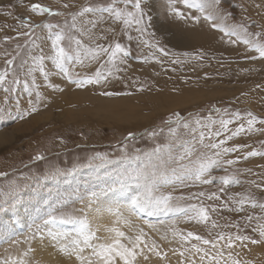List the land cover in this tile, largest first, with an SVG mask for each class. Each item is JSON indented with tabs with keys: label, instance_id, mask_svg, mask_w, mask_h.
Wrapping results in <instances>:
<instances>
[{
	"label": "rangeland",
	"instance_id": "374dc122",
	"mask_svg": "<svg viewBox=\"0 0 264 264\" xmlns=\"http://www.w3.org/2000/svg\"><path fill=\"white\" fill-rule=\"evenodd\" d=\"M153 1L141 0L140 25H136L135 18L125 25L123 20L105 14L104 21L92 29L91 39L72 32L85 48H96L105 34L102 39L107 47L119 42L129 55L120 54L113 65L108 63L107 54L92 60L81 50L79 62H88L92 70L78 72L75 44L64 40L62 45L73 53V60L64 64L68 68L65 75L51 59L54 52L44 25H57L53 31L70 32L73 14L87 6H107L113 0H0V72H8L0 85V264H58L63 259L66 262L67 256L74 264H81L71 252L72 241L83 239L78 236L80 225L67 224L68 229L59 224L45 225L50 212L84 221L87 230L97 237L91 241L93 244L112 242L114 230L125 234L121 242L129 247L130 241L142 236L135 264H216L208 257L221 252L220 264H232L233 260L264 264V209L252 206L264 204V155H247L252 151L264 153V58L243 42L245 33L239 27L253 34L250 39L262 33L259 42L264 44V0H220L219 4L202 0L207 5L206 14L214 17L212 21L183 0H161L170 17L160 21L176 28L177 17L183 27L181 31L174 28L168 40L154 24L149 6ZM134 2L115 0L114 6L135 13ZM32 4L62 15L37 14L31 11ZM193 11L194 16L183 15ZM196 17L200 19L197 41L189 46L185 30L188 22L197 21ZM78 19L95 16L87 14ZM213 24L220 27L214 28ZM233 29L238 35L226 34ZM212 36L225 46L209 43ZM151 46H156L164 57L150 59ZM40 55L45 57L47 79L32 59ZM8 60L13 61L12 65L6 63ZM98 64L103 65L104 69L99 70L107 79L78 86L77 82L95 76ZM30 68L35 69L31 75ZM249 113L256 117L252 131L247 130ZM176 114L181 117L179 124ZM197 119L221 133L209 138L208 130L201 127L198 131H205V144L225 142L220 149L196 143L193 163H183L195 169L198 158L200 162L212 158L218 164L199 180L188 175L182 181L171 176L170 169L177 165L169 164L170 183L162 185L157 193L172 197V209L188 211L147 207L138 211L142 218L135 215L129 199L140 189L133 181L121 189L118 181L167 159L166 146L170 145L172 155H177L179 142L192 139L182 125L194 127ZM221 120L232 121L227 131L221 127ZM240 125L245 131L227 139ZM152 132L156 135H150ZM223 148L238 150L224 153ZM217 152L221 153L219 157L215 156ZM228 160L234 163L228 164ZM225 179L229 183H224ZM93 192L98 195L93 197ZM193 205L197 210L206 209L209 219L199 220ZM112 215L120 221L118 225H114ZM19 226L24 232L17 231ZM237 235L249 240L237 241ZM153 245L160 256L149 251ZM64 246L69 251H64ZM54 250L62 252L61 261L54 259L58 255ZM90 252L86 248L83 255Z\"/></svg>",
	"mask_w": 264,
	"mask_h": 264
},
{
	"label": "snow or ice",
	"instance_id": "6c2138e0",
	"mask_svg": "<svg viewBox=\"0 0 264 264\" xmlns=\"http://www.w3.org/2000/svg\"><path fill=\"white\" fill-rule=\"evenodd\" d=\"M124 2L131 3V0H124ZM215 4H219L220 0H213ZM183 3L188 7H195L197 8L202 14H204V19L212 21L214 17H212L210 14H206V4L202 2V0H183ZM115 0H113L112 4H109L107 6L100 5V6H87L83 7L79 12L72 15V23L70 26V32H65L63 29L60 31H53V29L57 28V25L52 24H45L44 27L48 29V36L47 39L51 41V47L53 49L54 55L51 57V59L54 60L56 67L61 69V71L64 72L65 75H68V68L64 66L65 62L72 61L73 60V53L66 49L62 42L64 40H68L70 44H75V58L79 60L80 52L81 50H84L88 53L90 58L92 60H97L100 58L102 54H107L108 56V63L115 64L118 56L120 54H123L124 57H127L129 55V52L119 43L116 42L113 45H109L108 47L103 46H97L96 48H85L82 40L78 38L77 36L73 35L72 32L79 33V36L83 37L85 35H88V37L91 39L92 36V29L96 28L98 23L103 22L105 19V14L109 18H114L116 21L123 20V23L125 25L131 23L130 18H135L136 25H140L142 23V14H141V0H135L133 7L135 9V13L133 12H126L122 11L121 9L114 6ZM65 7H68V5H65ZM31 11L35 12L37 14H44L47 13L49 15L59 16L62 15V13L58 11H53L51 8L43 6L41 4H32L31 5ZM87 14H92L95 16V19H78L85 17ZM177 15H182V13L177 12ZM195 19L199 20V17H196ZM79 25V27H78ZM87 25H91V28L86 27ZM25 27H30V25L27 24V22H24ZM214 28L220 27L217 24H213ZM241 30L245 33L244 43L247 45H250L252 48H254L261 58H264V44H261L259 42V37L262 35V33L257 32L254 34V39H250V36H253V34H250L247 32V29L244 28L242 25L239 26ZM138 31H143L142 28H138ZM221 31H225V29L220 28ZM227 35H238L235 30H229ZM25 35H28V33H25ZM239 38V36H238ZM33 44H35V41H33ZM39 47V45H36ZM160 51L163 52V49H160ZM167 55V53H165ZM33 62L37 66H39V71L44 75V78L47 79V72H45L43 68V62L45 60V57L43 55L33 57ZM8 65H12L13 61L8 60L6 62ZM24 63H27L25 61ZM23 66V65H22ZM103 67V65H101ZM34 68L29 69V75H31L32 71H34ZM8 75L7 71L0 72V85H2L6 77ZM108 75H111V72L108 73ZM107 79V77L98 69L96 71V74L94 77L88 78L86 80L78 82V86H82L85 83H100L102 80ZM14 83H18V81H13ZM33 85H35V79L33 78L32 81ZM27 82H25V85ZM5 91H9V89H5ZM37 97L39 98V93H36ZM35 108H32V111H35ZM251 119L248 120V131H252V127L254 123L256 122V117L252 116L251 113L248 114ZM238 116V114H237ZM169 121L171 122V118H169ZM181 121V117L176 114V122L179 124ZM195 126H190L188 123H184L182 126L184 129L188 130V134L192 137L191 141H180L179 142V153L177 155H172L171 153V146H166L168 148V156L167 159H160V162L158 164H153L151 166L150 170H141L136 172L133 175L126 176L124 179H121L118 181L120 188L125 189L128 187V181H133L136 185L137 189H140V191H137L135 194L130 196L129 199V205L131 210H139L144 211L147 207H153V208H163L165 211H181V212H187V209H172L170 207V201L172 197L170 195H157L159 192V189L162 185L170 183V176H169V164H175L177 167L171 168V176L175 177L177 180H183L185 176L188 175H195V178L199 180L203 174L208 171L212 165L218 164L217 159L208 158L206 162H200L198 158V164L199 166L195 169L190 168L188 165H185L183 161L188 160L189 164H192L191 157L196 151L195 144L198 143L203 147H210L212 149H220L221 144H223L225 141H221L220 143H210L205 144V137L206 133L205 131H198L201 127L206 128L207 135L210 138L211 136H219L221 133L220 131L213 132L211 130V125H201V122L199 119H197L195 122ZM232 123L231 120H221L220 124L221 127L227 131L228 125ZM245 128L243 125H240L232 134L231 136L227 137V139H231L233 136L239 135L241 132H244ZM198 133V135H197ZM150 135L155 136L156 133L152 132ZM175 135V133H174ZM237 148H223L221 151L224 153H230L237 151ZM160 148L156 149V152H159ZM220 152L215 153V156L219 157ZM248 156H257V155H264V153L252 151L247 154ZM247 158V157H245ZM36 159H42V157L37 156ZM228 164H233L234 161L228 160ZM205 183H209L210 181L205 180ZM224 183H229L227 179L224 180ZM256 187H261L260 185H256ZM115 189H109V191H114ZM93 197L97 196L98 194L93 192L91 193ZM203 195V194H201ZM241 204L244 203L243 200L240 201ZM253 207L259 206L261 209H264V204L256 205L253 203ZM192 210L196 212L197 217L201 221H207L209 219L208 212L204 208L196 209V206H192ZM152 213L149 212V215ZM251 219V217H249ZM45 225H56V224H70V225H77L79 224V231L78 236L82 237L83 239H76L72 241L73 247L71 248V252L75 254L76 259L81 262V264H119V262H122V264H135V261L137 259V249L140 247V243L142 242V236H137L134 241H130L131 247L127 246L126 244L121 242V238L125 236V234L121 231L114 230L115 231V237L113 238L112 242L110 243H99V244H93L91 241L94 239H97L95 233L90 232L87 230L88 226L87 224L82 221L78 220L76 218H73L71 216L68 217H57L56 215H53L51 212L49 213L48 219L44 221ZM51 234V233H50ZM261 235L264 236V232H261ZM189 237L193 236V233H188ZM55 239V236L53 237ZM196 239H201L199 236L195 237ZM219 239L223 240L224 237L220 236ZM231 237H229V243L228 247H233V244L231 243ZM235 240L237 241H245L249 240V237L247 236H240L237 235L235 237ZM204 244H212L213 248H216L217 245L209 240H203ZM251 243H257L256 240H251ZM83 245V246H81ZM91 249L90 255L85 256L83 255L85 249ZM64 251H69V248L67 246H64ZM150 252H156V255L160 256L161 253L156 251L155 245H153L152 248L149 249ZM197 252H200L201 249H196ZM183 255V253H181ZM207 255V254H206ZM223 256V253H217L215 256H209V261H215L216 264H220V257ZM229 257H231V253H229ZM147 259V257H145ZM201 260L204 259V256L200 257ZM4 264H8V261H4ZM23 264V262H21ZM232 264H240L239 260H233Z\"/></svg>",
	"mask_w": 264,
	"mask_h": 264
},
{
	"label": "bare ground",
	"instance_id": "6f19581e",
	"mask_svg": "<svg viewBox=\"0 0 264 264\" xmlns=\"http://www.w3.org/2000/svg\"><path fill=\"white\" fill-rule=\"evenodd\" d=\"M171 2H172V0H171ZM149 6L151 7V15L153 16V21H154V24H155L157 30L162 34V36L165 37L166 40H168L169 34L175 28V25L170 23V26H168L166 24V22H161L160 21V20H163L165 18H169L170 17V11H169L166 3L162 2L161 0H156V1L151 2L149 4ZM180 7L182 8V6H180ZM185 10L188 11V9H186V8H185ZM157 11H158V13H156V15H155V12H157ZM194 14H195V12L193 11V13H191V14H183V15L186 16V17H191V16H194ZM175 19L177 20L178 25H179V26H176L175 29L177 31H181L183 29V27L181 26V24H182L181 20H179L177 17H175ZM199 24H200V19L197 20L196 22H192V23L188 22L187 23V27H186L187 30H185V32L187 34L186 37L189 40V46L194 45L196 43V41H197L196 32H198V30H199V28H198ZM104 37H106L105 34L102 35V38H104ZM102 38L100 40H98L97 46L100 45L99 44V42H100L103 45V47H107V41H104ZM122 40H124V39H122ZM113 41L114 40H111V43ZM208 42L211 43L212 45H214L215 47H223V46H225L224 43L222 42V40L219 39L218 37H215V36H212L211 38H209ZM95 46H96V44H95ZM128 47H130V46H128ZM130 48H132V47H130ZM151 50L152 51H149V58L150 59H154L158 55H160L161 58L164 57V55H161V53L159 52V50H158V48L156 46H151ZM99 67H101V64H98V66L96 68L99 69ZM104 67L108 69L109 65H106ZM87 68L92 70L91 65L88 64V62L87 63L84 62V61L82 62L81 60L79 62V60H78V72H80V69L86 70ZM101 68L104 69L103 67H101ZM75 71H76V69H75ZM88 88H90V87H88ZM74 89H76V87H74ZM82 93H84L83 90H82ZM95 217L98 218L99 214H95ZM112 219H114V215H112ZM114 221H116V219H114ZM118 223H120V221H116V223H114V225H118ZM112 233H114V231H112ZM54 251H53V256H54L55 252H56V254L58 253V255L56 257L54 256L55 258L53 256H51V259L54 258L55 260H57V259L59 260L60 257L61 258L63 257L62 252L60 250H57L55 252ZM66 259H67L66 262L64 261V259L62 260V262L64 261L63 264H74L73 260L70 257L67 256ZM59 261H61V259ZM62 262H59L58 264H61ZM50 264H51V262H50Z\"/></svg>",
	"mask_w": 264,
	"mask_h": 264
}]
</instances>
